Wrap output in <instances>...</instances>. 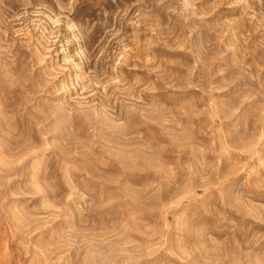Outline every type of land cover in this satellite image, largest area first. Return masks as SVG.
Segmentation results:
<instances>
[{"label": "rangeland", "instance_id": "1", "mask_svg": "<svg viewBox=\"0 0 264 264\" xmlns=\"http://www.w3.org/2000/svg\"><path fill=\"white\" fill-rule=\"evenodd\" d=\"M0 264H264V0H0Z\"/></svg>", "mask_w": 264, "mask_h": 264}]
</instances>
